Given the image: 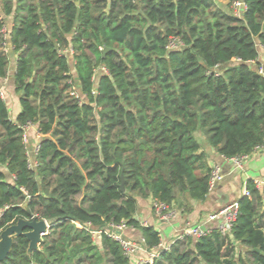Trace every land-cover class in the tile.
I'll return each instance as SVG.
<instances>
[{"label": "trees", "instance_id": "obj_1", "mask_svg": "<svg viewBox=\"0 0 264 264\" xmlns=\"http://www.w3.org/2000/svg\"><path fill=\"white\" fill-rule=\"evenodd\" d=\"M220 1L0 0L21 105L12 119L0 91V235L19 219L50 225L36 251L17 237L0 264H264V190L251 181L229 235L213 229L161 251L160 233L135 218L138 197L185 211L205 200L212 169L199 135L227 159L264 144V0ZM173 39L183 46L168 49ZM3 43L0 32L5 79ZM69 47L73 64L60 54ZM28 123L41 129L35 167ZM109 225L139 229L160 254L133 263Z\"/></svg>", "mask_w": 264, "mask_h": 264}, {"label": "crops", "instance_id": "obj_2", "mask_svg": "<svg viewBox=\"0 0 264 264\" xmlns=\"http://www.w3.org/2000/svg\"><path fill=\"white\" fill-rule=\"evenodd\" d=\"M222 6L229 4V0H221ZM10 27H13V18L4 17ZM264 60V52L260 49V59ZM17 55H10V64L8 68V77L0 78V91L3 99L10 111L12 119H15L21 112L19 95L15 91L14 74L16 70ZM199 135V134H198ZM201 149L207 155V161L210 168L219 166L224 175L223 181L216 184L213 190L209 191L203 201H189V210H181L178 218L170 222L157 221L153 214V199L137 198L138 211L136 220L140 223H148L154 227L161 237V247L170 245L177 235L182 233L185 223L190 221L194 225L202 226L205 229H216L220 219L210 220V216L222 208L237 203L243 196L246 185L249 181L259 182L257 188L262 192L264 190V152H254L242 160V168H237L231 161L217 153L208 145L201 135ZM30 141L33 145L38 142L33 132L30 133ZM177 207V205H173ZM124 239L133 242L136 246L135 252L130 256L133 263L149 257L150 251L142 243V234L139 229L125 226L121 231ZM100 239V238H99ZM98 239V240H99ZM97 240V239H96ZM240 250H243L239 244Z\"/></svg>", "mask_w": 264, "mask_h": 264}, {"label": "built area", "instance_id": "obj_3", "mask_svg": "<svg viewBox=\"0 0 264 264\" xmlns=\"http://www.w3.org/2000/svg\"><path fill=\"white\" fill-rule=\"evenodd\" d=\"M231 10H232L233 15L240 19V18H243V15L246 11V5L241 1H235L231 4ZM0 32H1L3 39H4L2 50L5 53H9L10 50H13L10 43H9L10 36H11V27L7 24L6 21L4 22L3 27H2ZM182 46H183V43L180 40L173 39L170 42L168 49L177 50V49H180ZM60 54L68 57L72 61V64H73L74 51L71 47L60 50ZM101 69L104 73H107V70L105 67H102ZM211 73H214L216 76H219L222 74V70L220 69V67H216L215 69L208 71L207 74H211ZM259 73L264 76V68H261L259 70ZM69 83L71 84V87H72L71 95L78 98L80 100V102H82L83 96L79 93L78 86L75 84L74 79H71L69 81ZM93 93H95V92H93ZM3 94L4 93L1 91L2 96H3ZM23 130H24V142L26 144H28L30 141V133L31 132H33L34 136L38 139V142L35 145H33L31 152L28 149V155L30 158L29 159L30 160V167H35L36 163H34L32 158H33V155L39 149V139H40L41 129L34 124L28 123V124L23 126ZM27 147H28V145H27ZM255 152H264V144L258 146L256 148ZM30 154H31V156H30ZM245 157L246 156L234 157V158H231L228 160L231 161L237 168H242V160ZM223 179H224V175L222 174L220 167L216 166V167L212 168L211 173H210V179H209V191L213 190L215 185L220 183L221 181H223ZM259 184H260L259 182H257V181L255 182L256 186H258ZM244 196H250V192L247 188H245V190H244ZM152 205H153L154 217L157 221H160V222H170V221L176 220L178 218L179 214L181 213V210L179 208L171 206V205L164 203V202H159V201L153 200ZM237 213H238V202L234 203L232 205L226 206V207L222 208L221 210H219L218 212L212 214L210 216V220L220 219L221 221H220V223L216 229L223 235H229L232 231L234 222H235L236 217H237ZM141 225L145 226V227L150 226L148 223H143ZM125 226L126 225H109L108 228L106 229V233L109 234V236H111L113 239L119 241L121 243V245L123 246L124 250L126 251L127 255L130 257L136 250L135 244L133 242H130V241L124 239L121 234L117 233V231L121 232ZM210 231L211 230L205 229L199 225H194L190 221H187L185 223V227H184V230L182 231V233L177 235L175 240L168 246L161 247V243H160L159 249L161 251H169L170 247L175 242L182 241L185 236L191 237L193 240H196V239H199V238L207 235ZM100 236H101L100 231H94L93 232L94 239H99ZM142 243L144 244V240H142ZM159 254H160V252H157V253L156 252H150L149 257H147L146 259H142L140 261H152Z\"/></svg>", "mask_w": 264, "mask_h": 264}, {"label": "water", "instance_id": "obj_4", "mask_svg": "<svg viewBox=\"0 0 264 264\" xmlns=\"http://www.w3.org/2000/svg\"><path fill=\"white\" fill-rule=\"evenodd\" d=\"M108 50L109 49L106 48L104 52ZM9 54H14V51L10 50ZM49 228L50 225L46 220H39L37 218H32L30 220L19 219L15 224L8 226L0 235V262L10 253L14 244V239L20 236H24L28 239L29 254L36 251L43 241V238L48 234ZM117 233L121 234L120 231H117Z\"/></svg>", "mask_w": 264, "mask_h": 264}, {"label": "rangeland", "instance_id": "obj_5", "mask_svg": "<svg viewBox=\"0 0 264 264\" xmlns=\"http://www.w3.org/2000/svg\"><path fill=\"white\" fill-rule=\"evenodd\" d=\"M260 61L263 62L264 60L261 58ZM30 140H31V139H30ZM27 145H28V149H29V151L31 152V149H32V147H33V144L31 143V141H29V143H28ZM30 156H31V154H30ZM97 240H98V239H97Z\"/></svg>", "mask_w": 264, "mask_h": 264}]
</instances>
